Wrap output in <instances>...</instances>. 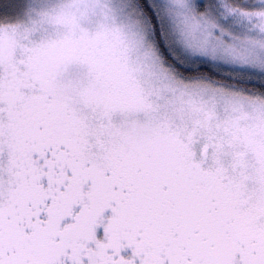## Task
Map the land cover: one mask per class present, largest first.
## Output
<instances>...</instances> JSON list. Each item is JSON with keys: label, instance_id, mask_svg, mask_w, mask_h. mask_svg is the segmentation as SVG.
<instances>
[{"label": "snow or ice", "instance_id": "1", "mask_svg": "<svg viewBox=\"0 0 264 264\" xmlns=\"http://www.w3.org/2000/svg\"><path fill=\"white\" fill-rule=\"evenodd\" d=\"M0 264H264V0H0Z\"/></svg>", "mask_w": 264, "mask_h": 264}]
</instances>
